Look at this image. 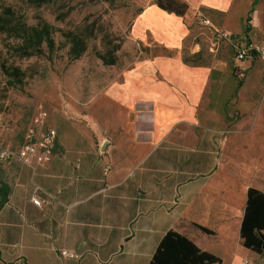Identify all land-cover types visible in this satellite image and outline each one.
<instances>
[{
  "label": "crops",
  "instance_id": "1",
  "mask_svg": "<svg viewBox=\"0 0 264 264\" xmlns=\"http://www.w3.org/2000/svg\"><path fill=\"white\" fill-rule=\"evenodd\" d=\"M184 1L185 17L155 3L138 17L135 35L158 52L104 88L112 110L104 126L63 118L34 170L4 164L0 264H149L169 231L222 264H264V254L246 249L240 237L248 189L264 192V135L257 141L264 97L251 95L261 83L248 80L261 68L253 65L258 59L236 61L230 43L216 42L197 19L201 14L234 42L264 44V2ZM237 167L256 175L248 179L251 172ZM36 186L40 207L32 202ZM63 250L76 257H62Z\"/></svg>",
  "mask_w": 264,
  "mask_h": 264
},
{
  "label": "rangeland",
  "instance_id": "2",
  "mask_svg": "<svg viewBox=\"0 0 264 264\" xmlns=\"http://www.w3.org/2000/svg\"><path fill=\"white\" fill-rule=\"evenodd\" d=\"M153 3L155 0H0L3 19H10L6 13L13 12L30 26H47L53 39L51 47L44 45L43 54L23 56L20 50L9 49L10 43H20L0 36L1 61L20 69L24 78L23 85L10 86L0 74L1 139L5 145L16 150L31 131L39 135L55 129L63 118L89 129L104 126L112 113L103 102L104 88L118 80L123 70L158 52L134 32L138 17ZM233 25L240 30L243 22ZM253 65L261 68L257 76L256 71L248 73L251 86L261 83L258 91L251 90L259 102L264 97V61ZM231 115L242 116L241 112ZM179 129L190 132L187 125ZM227 131L226 127L221 130L224 135ZM263 135L258 134L259 143ZM239 141L247 143L245 137ZM4 164L8 162L0 161V178ZM236 170L251 172L248 179L256 175L255 169Z\"/></svg>",
  "mask_w": 264,
  "mask_h": 264
},
{
  "label": "trees",
  "instance_id": "3",
  "mask_svg": "<svg viewBox=\"0 0 264 264\" xmlns=\"http://www.w3.org/2000/svg\"><path fill=\"white\" fill-rule=\"evenodd\" d=\"M155 4L159 9L178 17H185L189 11V5L184 0H155ZM6 14L11 18L3 19L0 16V36L21 44L10 43L9 49L20 50L23 56H33L43 54L44 45L51 47L53 39L47 26H30L13 12ZM0 74L7 78L6 83L10 86H21L24 83L20 69L1 59ZM195 227L206 235H213L206 228L198 225ZM240 237L246 249L258 255L264 254V192L258 189L250 188L247 191ZM149 264H222V261L203 251L187 236L169 231L160 241Z\"/></svg>",
  "mask_w": 264,
  "mask_h": 264
},
{
  "label": "built area",
  "instance_id": "4",
  "mask_svg": "<svg viewBox=\"0 0 264 264\" xmlns=\"http://www.w3.org/2000/svg\"><path fill=\"white\" fill-rule=\"evenodd\" d=\"M197 19L200 24L210 29L211 34L216 39V42L230 43L235 53L236 61H254L257 59L264 61V44L256 45L247 42H234L230 33L216 28L201 14L197 16ZM1 126L2 124L0 119V161L3 162L16 160L34 170L40 163L43 155L51 152V149L54 147L56 142L57 132L54 128L48 129L47 131L42 132L39 135H36L34 131H31L28 134L25 143L20 148L15 150L11 147L6 146L2 141ZM39 190L40 188L36 186L32 202L34 205L40 207L42 205V201L38 194ZM61 256L64 258L76 257L67 250L61 251Z\"/></svg>",
  "mask_w": 264,
  "mask_h": 264
}]
</instances>
